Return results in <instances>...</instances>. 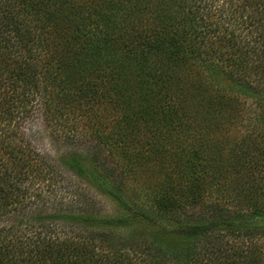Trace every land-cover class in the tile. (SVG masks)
Here are the masks:
<instances>
[{"label": "trees", "instance_id": "trees-1", "mask_svg": "<svg viewBox=\"0 0 264 264\" xmlns=\"http://www.w3.org/2000/svg\"><path fill=\"white\" fill-rule=\"evenodd\" d=\"M0 264H264V0H0Z\"/></svg>", "mask_w": 264, "mask_h": 264}, {"label": "rangeland", "instance_id": "rangeland-1", "mask_svg": "<svg viewBox=\"0 0 264 264\" xmlns=\"http://www.w3.org/2000/svg\"><path fill=\"white\" fill-rule=\"evenodd\" d=\"M34 130L36 132L35 145L40 151L52 158L60 157L66 152L65 149L60 148L59 145L52 140L50 131L41 117H37L34 121ZM101 205L106 212H112V207L105 200H102Z\"/></svg>", "mask_w": 264, "mask_h": 264}]
</instances>
